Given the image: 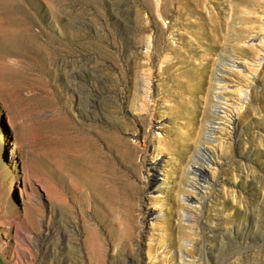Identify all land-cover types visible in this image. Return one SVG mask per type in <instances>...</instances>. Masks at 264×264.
I'll list each match as a JSON object with an SVG mask.
<instances>
[{
    "label": "rangeland",
    "instance_id": "1",
    "mask_svg": "<svg viewBox=\"0 0 264 264\" xmlns=\"http://www.w3.org/2000/svg\"><path fill=\"white\" fill-rule=\"evenodd\" d=\"M216 5L217 41L156 0H0V264H98L89 224L99 264H264V0ZM134 192L121 250L96 214L114 221Z\"/></svg>",
    "mask_w": 264,
    "mask_h": 264
},
{
    "label": "bare ground",
    "instance_id": "2",
    "mask_svg": "<svg viewBox=\"0 0 264 264\" xmlns=\"http://www.w3.org/2000/svg\"><path fill=\"white\" fill-rule=\"evenodd\" d=\"M216 3H217V0H156V10H157L159 15H161L163 18H166L168 16L169 9L173 8L176 11V13H177L178 18L183 20V23H184L185 26H187L188 28H191L193 26L197 27V30H195V31L200 34V37H202V35H203L204 38H208V40H209V38L210 39L215 38V41H217L218 40V36H217L218 35V31L221 28V20H220V16H219L220 12H219V10H216V8H217L216 7L217 6ZM192 17H194V19H191ZM192 29H194V28H192ZM194 36L196 38V35H194ZM216 36H217V39H216ZM131 40L133 41V39H131ZM208 48H209V46H208ZM258 48H259V50L264 49V44L260 43L258 45ZM239 49L241 50V52H244V54L247 57H249L248 50L251 53H253V51H254V48H253L252 44H248L247 46H241V47H239ZM181 60L182 59H177V61H181ZM253 60L256 61V63H255L256 65H259L261 63V59H258L256 57H254ZM227 64H228V61L226 60V58L222 57L220 59V61H219V65L218 66H226ZM231 64L233 65V62ZM150 65H151V63H149V66ZM204 67L197 71V74H198V77H199L198 78V80H199L198 83L199 84L195 83L196 85H198V86H195V88L197 87V89L198 88H200V89L203 88V87L201 88L200 85H202L201 83H202V80H203V76H204V74L206 72V69ZM255 70H257V68ZM219 71L220 70L218 69L217 72H219ZM150 76H151L150 73L147 74L148 79L150 78ZM147 77L146 78L142 77L141 79H139V82H138L139 83L138 89H139V92H140V96L143 98V101H144L143 106H142V108H144V109H147L149 107V100L153 99V98H149V95H148L149 87H150L149 83L150 82L147 79ZM214 80L217 81L216 82L217 86L215 85L216 89L217 88H224L223 84H219L222 81V78H220L219 76L215 75L214 76ZM215 95H216V93H215ZM208 97L209 96L207 94V96L204 97V101L207 102L208 101ZM244 98H247V92H245V97ZM215 99H216V97H215ZM199 100H201V99H199ZM212 100H213V97H212ZM218 101H220V100H218ZM218 104L219 103L217 101L213 102L212 109H211L213 112L216 111V107L219 106ZM206 108H208V107H206ZM206 108H204V109H206ZM240 108H241V105L236 109V115H237V112H239L238 110ZM203 112H205V110H203ZM227 120L234 122V129H235V117H234V119L231 118V117H229V118L227 117ZM212 128H213L212 125L208 124L206 126V132L207 131H212L213 130ZM197 150L198 151L196 152V156L194 157L195 160H193V162H191V165H189L190 167L188 169H189V173L192 175V177L195 179V181H197V183L202 182V183H200L201 184L200 188H202V187L204 188V183L207 182V179H206L207 177L204 174L205 163L210 162L211 157L208 156V154L207 155L205 154L206 151L205 152L203 151V147L202 146L199 147ZM149 165H150V169L153 172L151 173L150 176H146V181H145V185L146 186H147V184L151 183V181L153 179L156 178L155 177L156 176L155 171H157V169L159 168V167L157 168V162H152L151 163V161H150L148 163V166L146 165L147 166L146 167L147 170H150L149 169ZM199 192H198V194H199ZM126 195H128V194L126 193ZM129 195H130V193H129ZM123 196H124V199H125L126 198L125 195H123ZM188 196H190L188 199L189 200L192 199V202L193 201L199 202L200 196L202 197V195L195 196V195H192V194H190ZM135 198H136V194L134 192L132 195H130L128 197V200H126V202L124 200V202H125L124 205H123L124 208L121 209L123 215L119 214L117 219H115L112 222H108V221L105 222L103 220V218L99 214H96V216H97L96 219L99 222L103 221V224L106 227L107 234H109V236H111V238L113 240V243H114V246L119 247L121 250H123L126 245L130 244V242H131V240H132V238L134 236V230L137 227V225H139V223L137 222L138 218L136 219V214L134 212L135 206L137 207V200ZM122 202H123V199H122ZM200 202H202V201H200ZM159 211H161V209ZM155 212L156 211H154V213ZM138 213L140 214V216H139L140 217V221L139 222H141L140 223L141 227H143V225H144L143 223L145 222V219H147V218H149L150 216L153 215V211L147 210L145 207L144 208L143 207L138 208ZM156 214H158V212H156ZM96 223H97V221H96ZM87 227L89 228V230L93 229L95 235L97 236V237L95 236L96 240H97L96 244H98L99 245L98 248H100V252L97 255L98 256L97 260H98V264H99L102 261V258H103V253L101 252L102 251L101 249H102L103 246H102L101 240H99V237H98L99 232H98V229H97L96 225L89 224V225H87ZM163 235H166V234H163ZM162 239L163 238L159 237V243H161ZM169 239L170 238H168L166 240H169ZM89 244L90 243L86 239L85 240V247L87 249V252L90 255V252H91L90 249L91 248H89ZM93 244H95V243H93ZM155 247H156L155 244L149 245V253H150L149 256H151V257H152V255L155 256V254H154L155 251H156ZM113 262H115V260ZM132 263H133V261L129 260V261L121 262L120 264H132ZM152 264H159V263H156L154 261Z\"/></svg>",
    "mask_w": 264,
    "mask_h": 264
}]
</instances>
